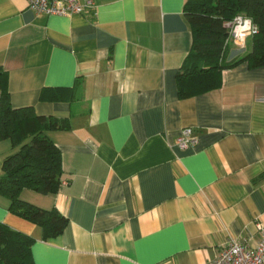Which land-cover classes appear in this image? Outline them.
Listing matches in <instances>:
<instances>
[{
	"label": "crops",
	"instance_id": "obj_1",
	"mask_svg": "<svg viewBox=\"0 0 264 264\" xmlns=\"http://www.w3.org/2000/svg\"><path fill=\"white\" fill-rule=\"evenodd\" d=\"M186 1L93 0V10L59 15L0 0L11 105L68 118L46 132L61 151L59 190L20 194L63 214V231L43 240L0 195V221L35 238L34 264H205L229 239L257 243L264 65L224 68L218 87L180 98L176 75L193 42ZM238 51L230 43L228 59ZM77 80L73 100L40 98ZM187 126L197 142L181 149L175 138ZM14 151L0 140V173Z\"/></svg>",
	"mask_w": 264,
	"mask_h": 264
},
{
	"label": "trees",
	"instance_id": "obj_2",
	"mask_svg": "<svg viewBox=\"0 0 264 264\" xmlns=\"http://www.w3.org/2000/svg\"><path fill=\"white\" fill-rule=\"evenodd\" d=\"M249 16L258 34L250 38L249 49L228 59V27L225 21L236 14ZM184 15L193 42L176 75L180 98L199 94L220 85L224 68L247 61L250 66L264 65V0H187ZM80 82L66 88H43L41 99H75ZM68 127V118L39 115L31 106L13 107L9 98L7 72L0 66V140L7 139L15 151L3 159L0 195L9 200L8 210L29 220L42 230V239L60 234L66 217L55 208L36 206L20 197L24 188L47 194L61 186V151L47 131ZM35 238L0 221V264H34L31 252Z\"/></svg>",
	"mask_w": 264,
	"mask_h": 264
},
{
	"label": "built area",
	"instance_id": "obj_3",
	"mask_svg": "<svg viewBox=\"0 0 264 264\" xmlns=\"http://www.w3.org/2000/svg\"><path fill=\"white\" fill-rule=\"evenodd\" d=\"M27 6L36 13L41 14H79L88 10H93L95 4L93 0H26ZM249 17L243 13L236 14L231 20L225 21L228 27V43L235 48L244 51V47L239 46L233 35V29L237 24L236 17ZM253 22V21H252ZM253 24L257 26L254 22ZM252 36H249L250 38ZM247 38V39H248ZM197 139L194 136L191 127H183L175 138V145L178 148L186 149L196 144ZM64 184H66L64 182ZM258 232V241L254 246H246L236 239H229L223 242L217 255L205 262V264H264V222L256 223Z\"/></svg>",
	"mask_w": 264,
	"mask_h": 264
},
{
	"label": "clouds",
	"instance_id": "obj_4",
	"mask_svg": "<svg viewBox=\"0 0 264 264\" xmlns=\"http://www.w3.org/2000/svg\"><path fill=\"white\" fill-rule=\"evenodd\" d=\"M238 21L233 29V35L239 46L244 47L249 36L258 34V27L255 26L250 17H236Z\"/></svg>",
	"mask_w": 264,
	"mask_h": 264
},
{
	"label": "rangeland",
	"instance_id": "obj_5",
	"mask_svg": "<svg viewBox=\"0 0 264 264\" xmlns=\"http://www.w3.org/2000/svg\"><path fill=\"white\" fill-rule=\"evenodd\" d=\"M238 52H240L237 56H239V55H242L243 53H245L246 51H238Z\"/></svg>",
	"mask_w": 264,
	"mask_h": 264
}]
</instances>
